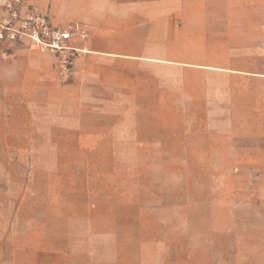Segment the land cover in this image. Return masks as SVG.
Wrapping results in <instances>:
<instances>
[{
    "label": "crops",
    "instance_id": "1",
    "mask_svg": "<svg viewBox=\"0 0 264 264\" xmlns=\"http://www.w3.org/2000/svg\"><path fill=\"white\" fill-rule=\"evenodd\" d=\"M25 4L47 14L53 26L75 27L71 43L78 49L68 82L56 74L54 55L26 41L11 44L10 55L0 58V103L18 106L29 125L37 119L62 126L75 111L85 129L79 141L100 142V125L110 128L108 142L123 153L113 157H136L125 153L138 150L117 144L150 138L159 145L158 158L237 160L223 173L264 175V0ZM165 113L173 118L165 120ZM180 114L184 130L176 122ZM131 127L145 136L127 134ZM181 135L189 145L185 154L175 146ZM76 236V264H122L120 249L133 245L138 264H162L142 257V249L163 248L158 233L145 236L114 218L105 230Z\"/></svg>",
    "mask_w": 264,
    "mask_h": 264
},
{
    "label": "rangeland",
    "instance_id": "2",
    "mask_svg": "<svg viewBox=\"0 0 264 264\" xmlns=\"http://www.w3.org/2000/svg\"><path fill=\"white\" fill-rule=\"evenodd\" d=\"M67 114L62 126L29 125L18 106L0 103V264H76V234L113 218L159 234L162 249H142L149 262L264 264V175L223 173L237 160L158 158L150 138L117 144L136 157H113L123 153L108 142L110 128L100 125V142H82L81 120ZM176 122L184 130L182 114ZM127 134L145 136L137 127ZM182 135L179 154L189 146ZM138 257L134 245L120 249L122 264Z\"/></svg>",
    "mask_w": 264,
    "mask_h": 264
},
{
    "label": "built area",
    "instance_id": "3",
    "mask_svg": "<svg viewBox=\"0 0 264 264\" xmlns=\"http://www.w3.org/2000/svg\"><path fill=\"white\" fill-rule=\"evenodd\" d=\"M26 0H0V58L10 55L11 44L26 41L34 48L49 51L55 57L58 77L69 80L78 49L72 45L75 27L51 25L47 14Z\"/></svg>",
    "mask_w": 264,
    "mask_h": 264
}]
</instances>
